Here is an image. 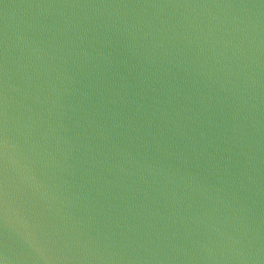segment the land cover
<instances>
[{"label":"water","instance_id":"water-1","mask_svg":"<svg viewBox=\"0 0 264 264\" xmlns=\"http://www.w3.org/2000/svg\"><path fill=\"white\" fill-rule=\"evenodd\" d=\"M0 264H264V0H0Z\"/></svg>","mask_w":264,"mask_h":264}]
</instances>
